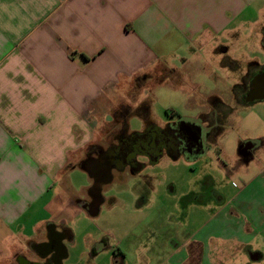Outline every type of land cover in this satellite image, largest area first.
Listing matches in <instances>:
<instances>
[{
    "label": "crops",
    "instance_id": "0c3cea01",
    "mask_svg": "<svg viewBox=\"0 0 264 264\" xmlns=\"http://www.w3.org/2000/svg\"><path fill=\"white\" fill-rule=\"evenodd\" d=\"M262 1L0 0V264H100L107 253H112L109 264H131L121 240L112 247L115 235L82 223L94 225L118 210L131 215L132 205V213L143 212L152 201L147 186L154 184L123 193L131 189L128 171L136 176L144 165L140 171L125 164L111 168L108 179L99 181L84 160L90 150L106 149L102 139L108 127L115 130L116 111L126 97L119 90L128 91L136 79L161 78L166 68L181 72L190 87L187 107L195 110L204 108L211 93L227 92L223 97L229 99V86L206 81L215 72L228 79L225 55L240 65L262 62L241 50L246 39L264 52V21L249 17L262 15ZM144 120L160 123L152 114ZM240 131L217 139L227 159L236 155L243 137L251 138ZM232 138L231 148L226 143ZM263 142L248 144L234 158L233 173L222 166L229 181L242 175L245 180L230 197L216 193L215 213L195 233V245L188 241L172 249L167 264H216L232 252L264 258L254 249L257 237L264 240ZM126 230L124 235L134 233L132 226ZM201 230L205 237L198 235ZM135 239L133 264L162 260L143 254L141 239ZM207 245L216 262L208 263Z\"/></svg>",
    "mask_w": 264,
    "mask_h": 264
},
{
    "label": "rangeland",
    "instance_id": "374dc122",
    "mask_svg": "<svg viewBox=\"0 0 264 264\" xmlns=\"http://www.w3.org/2000/svg\"><path fill=\"white\" fill-rule=\"evenodd\" d=\"M262 5H264V1L261 2L260 6L258 5L262 13L261 16L257 17V14L252 15V13L249 15L252 22L257 18H260L262 22L264 21ZM248 27L251 28L252 24H246L247 29ZM241 44L242 51L259 55L261 60H264L263 49L258 46L257 41L244 39ZM256 47H258L257 50ZM245 65L243 64L242 67L244 68ZM152 75L148 74L145 78L136 79L128 91L119 90V94H124L126 97L118 108L121 109L123 106H126L125 108H139L143 103V112H148L151 108L152 117L160 123L169 119L178 120L180 116L195 115L196 110L187 107L190 100L188 97L190 87L182 82L183 74L181 72L171 74L166 68L161 78H157L155 74ZM201 79L203 77H197L198 81ZM162 80L164 82L160 84ZM239 117H242L240 132H244L243 135H250L251 138L243 137L245 140H242V147L238 148L236 155L232 154V157L227 159L224 153L220 152L217 143L211 144L208 151L196 159H188L184 156L173 159L168 154H164L158 162H153L148 155L140 154L138 160L144 165V168L136 176L131 175L128 171L126 176L129 178L128 181L132 183L131 189H124L122 192L127 194L133 191L140 192L141 189L145 188V183L154 184V188L148 185L147 189L149 190L146 189L147 193H151V204L144 208L143 212L137 214L132 213L133 205L128 207L131 215L120 210L116 211L115 214L105 213L103 218L94 225L84 219L82 227L95 230L102 228L108 231V236L110 234L111 237L115 235L117 238L111 239L112 247L116 245L118 247L119 240L126 247H129L130 252L128 253L131 264L137 259L138 246L135 244L136 242L139 243V240H136V237L141 239L139 248L143 249V254H149L154 259H162L160 262L152 259L151 264H167L165 260L168 259L171 250L182 247L188 241L194 246L195 233L215 213L217 207L216 193H224L230 197L235 194L237 185L239 186L246 178L242 175L237 177L235 181H233L234 179L229 181L225 172L221 170L223 169L222 166L226 164L225 170L230 174L233 173L235 171L234 158L239 159V153H243L248 144L256 146V143L258 145V142L264 141V102L254 104L249 111H244ZM146 125L147 122L141 116L131 114L128 127L132 133L144 131ZM121 129L122 127L119 125L116 126L115 130L110 129V127L107 128L108 134L102 139L106 148L118 142V135L122 133L118 131ZM255 136L257 137L252 138ZM253 139L255 141L251 142ZM226 145L231 148L235 147L236 140L232 138ZM130 226L134 227V233L132 236L124 235L123 232L127 231L126 227ZM138 231H140L139 234H137ZM205 234L206 232L201 230L198 235L205 237ZM215 245H218V242H215L213 247ZM263 245L262 237H257L254 242L255 251L260 249L264 252ZM198 249L197 247V251ZM212 249L207 245L208 263H211ZM144 250H147L146 253ZM213 253L215 257L214 249ZM232 253L223 259L219 258L217 262L215 258V260L212 259L216 264H264V258L254 260L246 252ZM111 257L112 253L102 254L99 260L100 264H109L112 260ZM196 258L197 256L193 255L191 261ZM117 259L120 261V258Z\"/></svg>",
    "mask_w": 264,
    "mask_h": 264
},
{
    "label": "flooded vegetation",
    "instance_id": "af4514ba",
    "mask_svg": "<svg viewBox=\"0 0 264 264\" xmlns=\"http://www.w3.org/2000/svg\"><path fill=\"white\" fill-rule=\"evenodd\" d=\"M223 62L230 68L228 79L223 80L215 72L206 84L214 87L218 84L229 86V99L223 97L227 92H223L222 96L211 93L204 99V108L196 109L195 115L180 116L178 120L169 119L158 124L148 120L144 131L120 133L117 143L106 149L96 147L90 150L84 166L97 180L105 181L111 168L120 169L124 164L133 169L140 168L143 165L137 160L140 154H147L152 160L164 154L173 159L182 156L196 159L205 154L211 144L216 143L226 132H239L242 121L237 123L233 117H239L264 99V60H251L244 68L230 55H225ZM239 147H242V143ZM251 255L254 257L256 254L251 252Z\"/></svg>",
    "mask_w": 264,
    "mask_h": 264
},
{
    "label": "trees",
    "instance_id": "16d2710c",
    "mask_svg": "<svg viewBox=\"0 0 264 264\" xmlns=\"http://www.w3.org/2000/svg\"><path fill=\"white\" fill-rule=\"evenodd\" d=\"M141 85V84H139ZM142 86V85H141ZM142 105L143 103L139 106V108H125L126 106H123L121 109L118 108L117 111H116V122H117V125L121 126L122 129L120 131H118L119 133L122 132L121 134H125V132H127L129 130V118L131 116V114H136V115H139L141 116L143 119H147L151 116V108H149L148 112H143L142 110ZM143 168V165L140 166V168L138 169H134L136 171H140V169ZM117 258H120V257H117L116 256V260H118Z\"/></svg>",
    "mask_w": 264,
    "mask_h": 264
},
{
    "label": "water",
    "instance_id": "95a60500",
    "mask_svg": "<svg viewBox=\"0 0 264 264\" xmlns=\"http://www.w3.org/2000/svg\"><path fill=\"white\" fill-rule=\"evenodd\" d=\"M88 169V168H87ZM89 170V169H88Z\"/></svg>",
    "mask_w": 264,
    "mask_h": 264
}]
</instances>
